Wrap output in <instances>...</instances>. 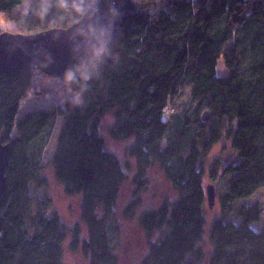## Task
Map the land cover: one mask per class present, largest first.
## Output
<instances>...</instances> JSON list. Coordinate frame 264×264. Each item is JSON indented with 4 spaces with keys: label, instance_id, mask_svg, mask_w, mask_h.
<instances>
[{
    "label": "trees",
    "instance_id": "trees-1",
    "mask_svg": "<svg viewBox=\"0 0 264 264\" xmlns=\"http://www.w3.org/2000/svg\"><path fill=\"white\" fill-rule=\"evenodd\" d=\"M0 0L4 33L67 29L87 12L86 0ZM138 17L97 49H84L63 78L76 97L25 115L21 103L42 96L26 67L0 70V143L10 145L7 188L0 205V264H64V246L88 264H119L115 207L127 181L106 150L102 119L113 113L110 137L134 139L136 198L123 210L132 220L146 173L159 166L178 198L138 218L149 253L142 264H204L208 206L205 160L224 136L237 157L216 161L221 217L212 223L207 264H264V206L249 203L264 190V0H133ZM220 62L222 65L220 67ZM187 91V104H179ZM176 105L175 111L171 107ZM208 113L210 119L203 122ZM167 117V119H166ZM57 131V133H56ZM48 162L69 196H82V223L68 228L49 216L53 200L43 176ZM210 208V207H209ZM233 218V219H230Z\"/></svg>",
    "mask_w": 264,
    "mask_h": 264
},
{
    "label": "rangeland",
    "instance_id": "rangeland-1",
    "mask_svg": "<svg viewBox=\"0 0 264 264\" xmlns=\"http://www.w3.org/2000/svg\"><path fill=\"white\" fill-rule=\"evenodd\" d=\"M29 0H23L21 6H26ZM0 25L3 29L11 30L14 28V24L3 21L0 19ZM222 62H220V67ZM34 81L36 87L41 90L45 88V92L40 96H33L31 98L24 99L21 103L20 112L17 117V121L21 120L25 115L30 112L46 109L52 105L64 104L67 100L76 97L75 93L70 89L68 84L62 79H54L46 74L35 71ZM188 94L185 91L182 92L180 99L177 101L179 104H187ZM176 105L171 107V111H175ZM167 119V117H166ZM115 119L113 113L106 115L101 122L100 132L105 139L106 150L115 154L120 160L121 164L125 168L127 174V181L123 185L120 197L115 207V219L111 218L110 221H116L120 226V234L115 241L117 245V253L119 256V264H142L143 258L149 253L146 236L142 228L140 227L138 218L143 211L156 210L166 200L175 201L178 198L177 193L174 191L172 184L167 180L164 173L159 166L152 167L146 173L147 183L145 188L139 191L138 195L141 198V205L138 209L137 215L132 220L123 218L124 208L132 202L135 196L136 187L133 183V178L136 174L135 160L130 157L129 149L134 144V139L128 141H115L110 135L109 131L114 126ZM57 133V131H56ZM55 138L49 145L48 152L45 156L44 165L45 170L43 176L47 178L49 183V196L53 200L51 209L48 212L49 216H58L61 221L68 227L73 228L76 224H80L83 229V239H87L88 232L86 226L82 223V196H69L65 193L64 186L58 183L55 178L54 170L52 166L48 164L51 152L54 149ZM237 157L233 151L231 144L226 136L222 141L214 147L209 157L205 160V187L209 184H214L217 188V182L211 181L208 178V172L213 167L216 161H220L223 165L235 160ZM260 202L264 206V190L259 191L249 203ZM207 219L206 235L203 242V249L206 252L207 260L204 264H207L208 260L213 255V248L209 243V236L212 229V223L215 219L221 217V211L219 205L216 204L211 209L209 205L205 211ZM233 219V218H230ZM264 227V214L260 222L252 224V228L256 232H260ZM71 237L68 238L64 246V264H88V260L83 256L82 251L79 250L75 253L69 249Z\"/></svg>",
    "mask_w": 264,
    "mask_h": 264
},
{
    "label": "water",
    "instance_id": "water-1",
    "mask_svg": "<svg viewBox=\"0 0 264 264\" xmlns=\"http://www.w3.org/2000/svg\"><path fill=\"white\" fill-rule=\"evenodd\" d=\"M204 1V0H199ZM87 12L67 29L49 30L24 35L4 33L0 36V70L26 67L54 79L65 76L70 61L84 49H97L112 42L119 28L139 16L133 0H86ZM210 116L204 113L203 122ZM10 145L0 143V205L6 192V172L10 161ZM207 201L216 204L214 184L206 187Z\"/></svg>",
    "mask_w": 264,
    "mask_h": 264
},
{
    "label": "built area",
    "instance_id": "built-area-1",
    "mask_svg": "<svg viewBox=\"0 0 264 264\" xmlns=\"http://www.w3.org/2000/svg\"><path fill=\"white\" fill-rule=\"evenodd\" d=\"M33 95H34V90H31V91L28 92V97L29 98L33 97Z\"/></svg>",
    "mask_w": 264,
    "mask_h": 264
}]
</instances>
